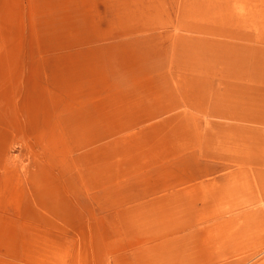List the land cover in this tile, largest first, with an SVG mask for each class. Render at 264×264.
<instances>
[{
  "label": "rangeland",
  "instance_id": "rangeland-1",
  "mask_svg": "<svg viewBox=\"0 0 264 264\" xmlns=\"http://www.w3.org/2000/svg\"><path fill=\"white\" fill-rule=\"evenodd\" d=\"M5 256L264 264V0H0Z\"/></svg>",
  "mask_w": 264,
  "mask_h": 264
},
{
  "label": "crops",
  "instance_id": "crops-1",
  "mask_svg": "<svg viewBox=\"0 0 264 264\" xmlns=\"http://www.w3.org/2000/svg\"><path fill=\"white\" fill-rule=\"evenodd\" d=\"M1 259L2 258H5V259H8V262H9V264H17V261H13V260H11V258H8V257H0ZM0 261H2V260H0ZM1 263V262H0Z\"/></svg>",
  "mask_w": 264,
  "mask_h": 264
}]
</instances>
